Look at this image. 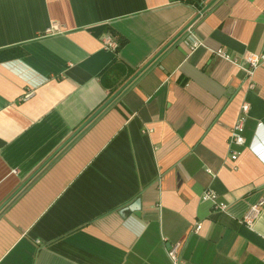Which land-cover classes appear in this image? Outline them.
<instances>
[{"label":"crops","instance_id":"obj_1","mask_svg":"<svg viewBox=\"0 0 264 264\" xmlns=\"http://www.w3.org/2000/svg\"><path fill=\"white\" fill-rule=\"evenodd\" d=\"M190 1L0 0V264H264V0Z\"/></svg>","mask_w":264,"mask_h":264},{"label":"built area","instance_id":"obj_2","mask_svg":"<svg viewBox=\"0 0 264 264\" xmlns=\"http://www.w3.org/2000/svg\"><path fill=\"white\" fill-rule=\"evenodd\" d=\"M57 30L55 27H50L45 30V33H51L52 31ZM103 47L106 50L115 51L118 47L117 43L111 38V37H105L102 40ZM199 43L194 42L192 47L193 50L198 47ZM215 55L219 58H221L224 61H227L232 64L237 63V59L227 53H225L222 50H218L215 52ZM244 64H245V75L248 82V89L253 90L255 88V84L253 82V78L255 75V71L259 67L260 64V58L258 55L255 54H248L243 58ZM249 111V105L247 103H243L241 106V114L238 122L233 126V128L230 130L229 135V147L231 148V159L234 161L237 159L239 155V151L235 148H240L245 145V139L243 136L244 132V121L246 118V115ZM204 201L210 202L213 207L218 210L219 212H225L227 206L224 203L217 202L216 197L212 194H205L203 196ZM258 214V208L253 207L250 209L248 214L245 216L244 220L246 223L251 224L253 218L256 217ZM201 226L197 225L194 232H198L200 230ZM181 248L182 243L178 242L175 244H171L167 247V257L169 259L170 264H185L182 257H181Z\"/></svg>","mask_w":264,"mask_h":264},{"label":"trees","instance_id":"obj_3","mask_svg":"<svg viewBox=\"0 0 264 264\" xmlns=\"http://www.w3.org/2000/svg\"><path fill=\"white\" fill-rule=\"evenodd\" d=\"M189 2H191L190 0H188ZM110 33L111 35H116L109 27L107 26H99V27H95L93 29H91V33L95 36V37H101L103 34L105 33ZM118 47L116 50H118L120 47H122L125 43L126 40L124 38H118ZM7 56L5 53H0V62L4 59H6ZM117 64L113 63L111 66H109L108 68H106L100 75L101 79L103 78L104 80L107 79L108 74L110 73V71L113 68H116Z\"/></svg>","mask_w":264,"mask_h":264},{"label":"water","instance_id":"obj_4","mask_svg":"<svg viewBox=\"0 0 264 264\" xmlns=\"http://www.w3.org/2000/svg\"><path fill=\"white\" fill-rule=\"evenodd\" d=\"M138 207V204L137 205H135V208H137Z\"/></svg>","mask_w":264,"mask_h":264}]
</instances>
